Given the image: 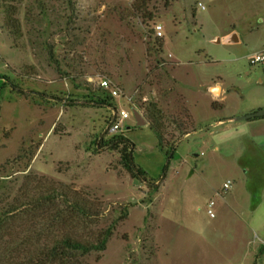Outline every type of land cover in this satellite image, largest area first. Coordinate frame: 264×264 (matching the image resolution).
Instances as JSON below:
<instances>
[{"label":"rangeland","instance_id":"rangeland-1","mask_svg":"<svg viewBox=\"0 0 264 264\" xmlns=\"http://www.w3.org/2000/svg\"><path fill=\"white\" fill-rule=\"evenodd\" d=\"M262 49L264 0H0V264L22 260L35 221L23 206L57 183L94 212L58 231L96 241L111 229L82 264H264V151L243 129L214 127L264 102V62L248 61ZM101 79L122 94L110 96ZM214 82L230 90L217 103ZM153 106L162 148L149 128ZM117 108L130 117L111 132ZM120 132L153 178L162 150L174 151L156 191L117 151L96 150L99 137ZM55 206L62 201L45 207Z\"/></svg>","mask_w":264,"mask_h":264},{"label":"trees","instance_id":"trees-1","mask_svg":"<svg viewBox=\"0 0 264 264\" xmlns=\"http://www.w3.org/2000/svg\"><path fill=\"white\" fill-rule=\"evenodd\" d=\"M156 43L161 46L159 39ZM99 103L105 105L107 101L101 100ZM148 113L149 128L154 132L158 145L162 148L163 134L159 111L153 106ZM112 123L111 121L107 122L108 125ZM96 150L117 151L120 165L131 177L151 186L155 191L158 188V181L165 178L175 154L169 147L162 150L165 152V162L159 176L153 178L135 162V144L123 132L115 133L107 139L99 137L96 142ZM56 201H62L63 207L61 209L55 206L54 209L49 210L45 207L47 204H55ZM89 203L81 193L60 183L51 184L44 197L40 195L37 199L30 200L23 208L29 210L26 214L35 221H32L24 231V238L19 244L23 247L21 251L23 258L16 264H82V258L85 255L94 250H103L111 234L110 228L99 234L96 241H82L68 231L57 230L58 226L64 224L65 218L70 221L76 217L90 218L94 212H92L93 205ZM14 212L12 211L10 216ZM7 218L1 215L0 231L4 228ZM37 220L40 222L38 223ZM32 238L35 241L31 242Z\"/></svg>","mask_w":264,"mask_h":264},{"label":"crops","instance_id":"crops-1","mask_svg":"<svg viewBox=\"0 0 264 264\" xmlns=\"http://www.w3.org/2000/svg\"><path fill=\"white\" fill-rule=\"evenodd\" d=\"M232 37H235L237 40L239 39L236 33H232L229 36V39H231ZM259 80L261 81L262 79L259 78ZM211 90L214 95L211 98L213 103H217L218 99L225 100L227 98V95L230 93L228 87L223 86L219 82H214V84L211 86ZM262 108H264V102L249 106V108H247L248 110H245L249 112L244 111L243 113H251ZM223 117L224 119L218 118L214 121L215 128L221 126L235 127V129H243L242 138L245 142H247L248 146L255 152L264 151V116L247 119L249 121H247L246 123H242V121L236 120L235 118L237 116L235 115H227ZM233 121H237L238 123H233Z\"/></svg>","mask_w":264,"mask_h":264},{"label":"built area","instance_id":"built-area-1","mask_svg":"<svg viewBox=\"0 0 264 264\" xmlns=\"http://www.w3.org/2000/svg\"><path fill=\"white\" fill-rule=\"evenodd\" d=\"M201 8H204V5L199 3ZM156 29L158 31V34H161L160 29H161V25H157ZM248 61L250 64H256V63H261L264 62V49L259 50V51H255L253 53H251L248 56ZM101 87H103V89L108 91V94L112 97H119L122 94V91L115 85H112L111 81L109 79H101ZM117 120L115 122H113L110 125V130L111 132H117V131H121V124L122 122L130 117V112L124 108H117ZM114 113H116L114 111ZM231 181L229 179H226L225 182L223 183V190H227L230 187ZM214 204L213 200L209 201V208L207 209V212L209 215L213 216L214 213L211 209V206Z\"/></svg>","mask_w":264,"mask_h":264},{"label":"water","instance_id":"water-1","mask_svg":"<svg viewBox=\"0 0 264 264\" xmlns=\"http://www.w3.org/2000/svg\"><path fill=\"white\" fill-rule=\"evenodd\" d=\"M259 116H264V108L258 109L254 112H251V113H248L242 116H238L235 119L242 120V119H250V118L259 117Z\"/></svg>","mask_w":264,"mask_h":264}]
</instances>
